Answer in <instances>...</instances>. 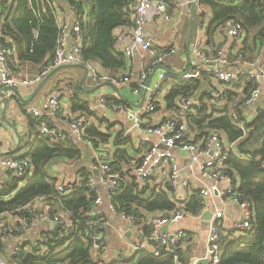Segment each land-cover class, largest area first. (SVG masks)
I'll use <instances>...</instances> for the list:
<instances>
[{"label":"built area","instance_id":"2783aa9c","mask_svg":"<svg viewBox=\"0 0 264 264\" xmlns=\"http://www.w3.org/2000/svg\"><path fill=\"white\" fill-rule=\"evenodd\" d=\"M29 10L33 13L37 21H41V15L48 13L54 20L57 28V40L52 59L41 69L34 71L33 66L27 62L15 59L16 48L8 38L0 34V93L5 87L19 89L21 87L35 86L39 84L55 68L64 65H83L87 69V76L94 86L102 83H112L119 85V81H112L101 73L100 67L83 57L84 33L83 28L88 19V8L83 7L81 12L73 7L60 8L58 3L52 0H27ZM10 1L7 0L6 4ZM194 3L199 4L198 0H131L130 11L132 26L128 41L122 52L125 56H131L135 50L143 49L150 57L149 65L134 80V94L144 89L147 79L151 78L157 68L176 51L174 48L155 52L151 41L147 39L145 25L147 23V13L153 11L155 17L162 21L171 20L170 9ZM3 0H0V9ZM229 37L242 43L246 32L238 22H230L227 27ZM37 32L34 31V35ZM191 65L199 67L209 72L212 77L223 85L233 87L241 83L242 79L260 81L264 78V67L254 64L240 65L242 70H234L229 60L224 56L222 50L216 51L214 56H207L204 52L203 43L200 39L190 48ZM31 73L29 76L22 77ZM133 75V74H132ZM131 75V76H132ZM166 73L160 72L159 79L163 80ZM127 78V77H126ZM126 78L121 79L124 83ZM157 87L143 102L140 109H128L124 105H118L115 110L120 114H125L140 129L143 121L155 111V99ZM68 97H73V92L67 89ZM224 92L220 90L212 91L211 95L217 102L223 100ZM260 97L258 89L251 92L243 104L246 107L253 106ZM264 99V96H263ZM62 90L49 93L45 99L36 107H25L26 115L41 121L37 126L38 134L49 140L51 143L60 141L67 142L76 147L84 140V132L90 125V118L87 113H82L73 118L66 119L67 128L61 131L55 122L56 117L63 118L62 109L65 105ZM101 107L108 104L104 97L98 100ZM194 102L188 97H179L171 111V114L164 117L160 123H152L144 126L143 132L148 137H155L157 142L153 147L142 154L132 158L126 167L116 168L108 163L97 162L92 166V171H98V179L87 175L79 178L71 184H57L56 191L59 196L54 197V201L61 204V198L69 197L76 191H83L90 198L93 197L92 206L84 211L81 222V236L89 244L90 258L95 264H107L104 260L109 246V236L107 233V222L100 214V206L106 197L108 209L116 212L120 220L124 222L127 232L132 234L133 242H128L126 247L133 253H145L153 258H171L174 264H181L178 252L185 241V231L182 229L168 230L162 232L164 227H174L188 217L186 206L190 202L193 192L187 179L181 176L185 170L195 172L203 181L211 183L201 184L196 188L203 199L202 210L210 212L212 222L209 237L206 244V263L220 264L221 261V237L225 236H245L254 227V208L253 204L247 199H241L236 186V176L229 168L227 162L229 151L226 148V135L215 129L205 131H194L190 129V112ZM91 107H88L90 111ZM194 117V116H192ZM191 117V118H192ZM231 123L242 128V121L235 113H230ZM150 142L149 138L145 139ZM1 149V146H0ZM162 149V150H161ZM185 155V165H180L179 154ZM0 167L3 168L10 177L24 181L31 177L32 166L28 158H0ZM264 167V166H263ZM183 170V171H182ZM140 190L147 185L154 188L157 194H169L173 210L160 213L158 215H141L135 211L121 210L117 212L113 198L132 178ZM135 181V182H134ZM23 184L20 185L23 186ZM207 185V186H206ZM193 190V188H192ZM95 196V197H94ZM211 200L210 206L206 202ZM216 202L221 205V209L215 207ZM234 208L239 221H228L225 210ZM64 209V208H63ZM49 210V209H48ZM65 210V209H64ZM48 211L38 212L22 222L16 229L6 221L0 222V238L9 239L17 237L19 242L11 249L10 255H16L25 242V236L30 229L42 222L54 223L62 234L67 236L74 233L76 225L74 220L66 221L65 215L59 213L49 217ZM122 243L126 242L123 235L119 236ZM38 242L30 246L29 252L43 255L46 253L44 246H39ZM0 264H8L0 258Z\"/></svg>","mask_w":264,"mask_h":264},{"label":"crops","instance_id":"0c3cea01","mask_svg":"<svg viewBox=\"0 0 264 264\" xmlns=\"http://www.w3.org/2000/svg\"><path fill=\"white\" fill-rule=\"evenodd\" d=\"M193 4L194 3H191L188 6L184 5L177 8L172 7L170 9L171 20L169 22L162 21L155 17L152 10L147 13L145 32L147 39L151 41L152 47L155 49L154 51L159 53L162 50L174 48L176 53L173 56L168 57L159 66V68L155 70L153 76L147 79L144 89L140 90V92L137 94L133 93L134 89L136 88L134 80L137 79V77H139V75L149 65L150 57L149 54L141 48L135 50L134 53L129 57L123 54L122 47L126 45L130 33V30L127 29H118L116 31V35L121 38L117 41L116 48L124 55L126 60L123 69L117 71H108L97 64L100 67L101 73L103 75L112 81H119V85L115 86L110 82L102 83L101 87L95 90L93 93H85L84 91H89L96 87L91 83L89 77L87 76L83 82L84 91L78 90L79 82L83 77V71L77 68H64L57 70L46 81L32 102L27 106H24L23 102L16 99L13 93H4L3 89H1L0 158H25L28 145L33 142L36 134L38 133L36 126L37 124L35 123L34 119L26 115L24 111L25 107H36L40 105V103L49 93L62 90L64 100H66L64 101L65 105L62 109L64 117H56L55 122L57 127L62 132L65 131L67 128L66 119L68 120L82 113H87L90 118V125L84 132L85 140L80 145L75 147L79 152L78 157L75 160H68L66 162H61L52 166V170L54 172L53 176L57 178V181L59 182L57 184H71L79 178L85 176L83 175L85 173L86 176L90 175L94 177V179H98L99 172L96 171L97 175L94 174V171L91 172L92 166L97 162L108 163L109 165H112L116 168H122L124 166L126 167L132 158L149 151L153 147V144H156L157 140L155 137H148L145 135L143 132L144 126H149L152 123L158 124L164 119V117L171 114L176 100L181 96L174 100L171 107H168L165 101L167 94H169L172 89L178 86L180 80H183L184 83H187L188 81L194 79L195 82H198V86L197 89L193 90V96L188 97L194 102L191 108L190 116H198V113L202 112L200 111L201 109L204 113H210L212 109L219 111L226 105L228 108V115L230 116V113H235L243 123L242 128H238L243 133V137L234 141H230L228 138H226L225 145L226 148L230 150L228 162L231 157L241 160H248L247 155L241 154L238 145L244 140L248 133L246 126L252 123L264 110V78L260 81L251 80L257 86L254 90L258 89L260 91V97L253 106L246 107L243 104L244 99L254 90L248 95L243 96V100L241 101V89L243 88V85H240L239 83L238 85H233V87H230L228 85L219 84L209 72L191 65L192 59L189 52L195 41L200 39L203 43L204 52L207 56H214L216 51L222 50L224 56L231 63L232 68L234 70H242V67L240 66L242 63L246 65L256 63L261 67H264V42L262 45H260L254 40V35L250 34L247 35V37L245 36V39L242 43H238L235 41V39L229 37L227 34L226 27L230 22H226V24L220 28L215 27L214 25L211 26L213 18L211 10L207 6H202L199 2L198 5L194 4L195 12L192 19V33L189 46L187 48L190 10ZM58 6L62 8V10L63 8H66L64 7L63 3L58 4ZM257 30L258 29H256V31ZM15 59L19 60L17 53L15 55ZM33 69L34 71L37 70V68L34 66ZM165 69L170 73L166 74L163 80H160L159 73H165ZM24 72V70H21L22 77L31 75V73L24 75ZM123 78H126V80L124 83H121V79ZM244 80H246V78H243L241 83H243ZM40 83L35 86L19 88L18 90L22 100H28ZM71 87H74L75 91L78 93L79 100L86 107L85 111L79 109L74 110L72 108L73 102H75L73 101L74 96L69 98L68 93L66 92V90L70 89ZM155 87H157V89H155L157 90L155 95V111L143 121V126H141L140 129L136 128L132 121L125 114H120L115 110L116 105L113 103V101L116 100L124 102L125 104L123 105L128 109H140L143 103L140 107L137 106L140 105L143 95H145L143 101L145 102L146 98L154 92ZM220 89L224 92V94L223 100L219 103L214 100L211 93L214 90ZM227 92L232 94L230 95V99H228L226 95ZM101 97H104L106 101L109 99V101H112V103H107V107H101L98 103V100ZM4 98L7 99L8 105L4 116H2L1 112L3 110ZM124 100L128 101V103ZM240 101L241 104L237 105ZM89 106L91 107L90 111L88 110ZM191 117L190 119L194 118ZM31 120H33V122ZM10 125H12V127ZM17 134L19 135L20 140H18ZM118 137L122 142V144L119 146L116 145ZM146 138H149L150 142H146ZM259 146L260 143H258L257 148H259ZM117 151L122 153V155H119L121 158L116 155ZM178 154L180 165H185V155L180 154L179 152ZM263 166L264 161H262V167ZM181 176L189 181V184L193 188V190L191 188V191L195 190L193 193L199 194V192L196 191V188H199L201 184L203 187H205V184H209V186L211 185V183L201 180V178L192 171L185 170L181 173ZM9 178V174L0 167V185H2L4 182H7ZM133 180L134 179L132 178L131 180L127 181L128 183L119 191L118 194H120L127 187V185H130L132 187L133 194L142 200H146L149 199V197L160 194H165L169 199V194H157L154 191V188H151L150 185H147L144 189L140 190L139 186L136 183H133ZM238 183L239 181L236 178L237 187ZM118 194L112 198H115ZM199 196V201L202 206L203 199L201 198L200 194ZM206 202H208V205L210 206L211 200ZM114 204L116 206L115 210L117 212L129 209V211H135L144 216H153L160 213L164 214L166 212L148 211L133 203L124 202V207H128L125 209L121 205H118V203L114 202ZM215 207L217 209L222 208L217 202ZM30 211L32 215L38 213L39 211H48L50 213L49 217H53L55 214L61 213L65 215L64 217L66 218V221L72 219V213L66 209L64 210L63 208L61 210L60 204L54 201V197H39L34 199L31 202ZM99 212L107 222V233L109 236V246L104 256L105 262L109 264L110 262L122 257H132L135 253L126 247L128 242H133L132 234L127 232L125 224L120 220L118 214L108 209L106 205V197H104V202L100 206ZM225 212L227 217H229V222L234 220L239 221V215L234 208H227ZM205 214H207V217L203 218ZM188 215L189 216L186 217L185 220L181 221L174 227H164L163 229H165V231L162 229V232L174 229L184 230L186 238L179 249L178 254L185 257L187 264H205L206 244L209 237L212 215L210 212L204 211L202 209L197 215H191L189 213ZM27 216L19 217L17 215L14 216L13 214L7 215L3 219L0 217V222L6 221L10 223L14 229H16V227L20 226L22 222L26 220L25 218H27ZM73 222L75 225L78 224V220H74ZM51 224L54 223L42 222L41 224H36L25 236H23V239H25L23 247L26 246V251L29 252L30 246L40 239L42 236L41 233L47 231L48 229L53 231L54 229L58 228L56 225L51 227ZM253 230L251 232H253ZM120 235H123V238L126 239V242L122 243L119 237ZM17 237L18 236L15 235V237H11L6 240L0 238V246L2 249L0 250V257H5L8 264H16L14 262H10L9 257L12 247L19 242V240L17 241ZM237 237H240V235ZM29 243L31 245H29Z\"/></svg>","mask_w":264,"mask_h":264},{"label":"trees","instance_id":"16d2710c","mask_svg":"<svg viewBox=\"0 0 264 264\" xmlns=\"http://www.w3.org/2000/svg\"><path fill=\"white\" fill-rule=\"evenodd\" d=\"M3 0L0 9V34L8 38L16 48L17 57L22 62H27L41 70L53 57L57 40V28L50 14L41 15V21H37L29 10L27 0ZM64 7H73L81 12L83 7L88 8V19L83 28L84 49L83 57L95 62L108 71L122 70L125 65L124 55L116 48L117 41L121 39L116 35L118 29L130 30L132 26L130 5L131 0H52ZM202 6H207L213 16L211 26L223 27L226 22H238L244 28L247 35L253 34L254 40L260 45L264 42V0H200ZM256 29H258L256 31ZM34 31L37 32L34 35ZM244 45V44H243ZM186 81V80H184ZM177 87L167 94L165 101L168 107L173 105L174 100L181 97L193 96V90L197 89L198 82L194 79L184 83L179 81ZM238 85V84H236ZM241 89V101L243 96L248 95L257 86L251 80H244ZM239 85V86H240ZM74 99L72 108L86 110L79 100L74 87L70 88ZM230 99V92H227ZM241 101L239 102L240 105ZM81 102V103H80ZM107 103H112L107 99ZM118 105L125 104L122 101H113ZM217 109V108H216ZM198 116L190 123V129L205 131L215 129L222 131L230 141L243 137V133L232 125L228 108L210 113H204L201 109ZM31 117V116H29ZM38 126L41 121L35 119ZM33 122V120H31ZM35 125V124H33ZM34 128V126H33ZM248 133L238 145L241 154L247 155L248 160L231 157L228 166L238 179V193L241 199H247L254 208V230L245 236L221 237V261L220 264H264V110L249 125L246 126ZM255 139L260 143L259 148L247 147L249 141ZM119 137L116 145H121ZM117 151L116 155H122ZM78 150L67 142L51 143L38 133L25 155L32 166L31 177L24 181L12 177L0 185V217L7 215L19 217L32 216L30 211L31 202L39 197H56L57 178L53 176L52 166L75 160ZM120 157V156H119ZM121 158V157H120ZM86 176V173L83 174ZM84 177V176H83ZM23 184L22 187L20 185ZM88 198L83 191H76L69 197L61 198L63 208L72 213V219L83 221L84 211L90 209L93 199ZM95 197V196H94ZM124 209V202L133 203L148 211H171L173 205L165 194L149 197L142 200L135 196L132 187H127L112 199ZM198 193L192 194L190 202L186 206V212L197 215L202 206ZM129 211V209H126ZM50 216V213H48ZM0 218V219H1ZM81 222L76 224V230L71 235H63L57 228L41 233L37 241L39 246H44L46 253L43 255L33 254L22 247L16 254L9 257L10 262L16 264H95L89 253V244L81 236ZM41 224V223H40ZM29 245H31L29 243ZM38 246V247H39ZM0 250L1 246H0ZM179 262L187 264L183 255L178 254ZM109 264H174L173 259L167 257L156 259L152 256L139 252L132 257H122Z\"/></svg>","mask_w":264,"mask_h":264},{"label":"water","instance_id":"95a60500","mask_svg":"<svg viewBox=\"0 0 264 264\" xmlns=\"http://www.w3.org/2000/svg\"><path fill=\"white\" fill-rule=\"evenodd\" d=\"M194 12H195V5L193 4V6H192V8H191V10H190V18H189V31H188V41H187V48H188V46H189V42H190V38H191V33H192V19H193V17H194ZM64 68H77V69H81L82 71H83V77H82V79L80 80V82H79V86H78V90H83V82H84V80L86 79V77H87V69L83 66V65H64V66H60V67H57V68H55L53 71H51L48 75H47V77L46 78H44L42 81H41V83H40V85L35 89V91L33 92V94L31 95V97L28 99V100H26V101H23L22 100V98H21V95H20V92H19V90L18 89H15V88H10V87H5V88H3V92L4 93H7V92H11V93H13V95L16 97V99H18V100H20L21 102H23V105L24 106H27V105H29L31 102H32V100L35 98V96L37 95V93L40 91V89L42 88V86L46 83V81L57 71V70H60V69H64ZM165 73L166 74H168V73H170V72H168L166 69H165ZM101 87V85L100 86H96L94 89H92V90H89V91H84L85 93H93L95 90H97L98 88H100ZM144 96L145 95H143V97H142V100H141V103H140V105H138L137 107H140L141 106V104L143 103V101H144ZM125 102H127L128 103V101H126V100H124ZM7 105H8V101H7V99L6 98H4V101H3V110H2V112H1V114H2V116H4V114H5V111H6V109H7ZM11 127H12V125H10ZM14 129H15V127H14ZM16 130V129H15ZM17 138H18V140H20V137H19V135L17 134ZM20 143V142H19ZM18 143V144H19ZM94 174L95 175H97V172L95 171L94 172ZM205 217H207V214H205L204 216H203V218H205ZM54 226V224H51V227H53ZM163 231H165V229H163Z\"/></svg>","mask_w":264,"mask_h":264},{"label":"rangeland","instance_id":"374dc122","mask_svg":"<svg viewBox=\"0 0 264 264\" xmlns=\"http://www.w3.org/2000/svg\"><path fill=\"white\" fill-rule=\"evenodd\" d=\"M248 143H249V145H247V147L252 148L253 150L255 148H257V146H258V143L256 142V140L254 138L251 141H249ZM0 258L4 259V260H7L5 257H0Z\"/></svg>","mask_w":264,"mask_h":264}]
</instances>
